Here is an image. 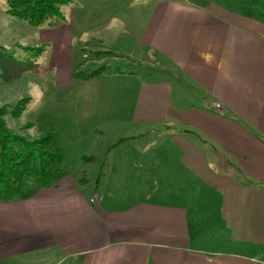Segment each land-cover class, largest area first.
<instances>
[{"label":"crops","instance_id":"obj_1","mask_svg":"<svg viewBox=\"0 0 264 264\" xmlns=\"http://www.w3.org/2000/svg\"><path fill=\"white\" fill-rule=\"evenodd\" d=\"M151 7L128 36L162 77L104 68L108 86L132 78L133 107L99 115L106 143L80 154L70 190L0 201V264H264V19L215 2ZM88 34L68 37L72 61L114 57L119 34ZM97 157L112 160L111 188L91 195Z\"/></svg>","mask_w":264,"mask_h":264},{"label":"rangeland","instance_id":"obj_2","mask_svg":"<svg viewBox=\"0 0 264 264\" xmlns=\"http://www.w3.org/2000/svg\"><path fill=\"white\" fill-rule=\"evenodd\" d=\"M65 1L70 2L60 6L63 18L51 20L53 25L46 22L40 27H32L8 14V3L0 0V108H8L4 119L16 134L30 140L47 133L59 136V145L66 155L63 165L66 176L52 184L54 190L63 187L70 190L71 180H79L88 164L79 160L80 154L100 142L106 143L95 129L102 123L99 115L121 112L127 116L133 107L130 99L132 78H121L115 81L114 86H108L100 75L91 80L83 77L101 68L135 73L143 78L162 77L161 65L153 69L142 65V61L150 60L148 51H136L128 35L141 29L152 4L164 0ZM186 1L197 4L215 2L243 15L264 19L260 16L264 14V0ZM107 30H110V35L119 34L109 41L115 49L113 58L90 52L88 57L77 52L73 61L69 58L71 40L68 41V37L78 39L87 32L94 36ZM95 57L102 64L90 65ZM105 57L107 60H102ZM76 72L81 76L77 74L75 77ZM180 96L181 91L177 89L174 100L177 102ZM186 97L190 99L189 92ZM26 98L29 101L25 108L18 117H14L13 109ZM190 101L195 104V100ZM111 162L104 165V161L97 157L92 163L88 173L96 174V178L92 179L88 193L95 195V188L100 187L97 192L101 195L111 188V185L100 181L107 169L106 164ZM32 187L36 185L31 181L25 185L26 189ZM121 187L131 189L130 180L126 179Z\"/></svg>","mask_w":264,"mask_h":264},{"label":"trees","instance_id":"obj_3","mask_svg":"<svg viewBox=\"0 0 264 264\" xmlns=\"http://www.w3.org/2000/svg\"><path fill=\"white\" fill-rule=\"evenodd\" d=\"M8 14L28 22L32 27H40L46 22L63 18L60 6L70 1L65 0H5ZM264 16V14H260ZM52 23V22H50ZM104 68L94 71L84 79L101 75ZM81 76V75H80ZM29 99H23L12 113L18 117ZM8 108H0V201L11 202L29 198L40 188L52 184L66 176L63 165L66 155L59 145V136L47 133L30 140L16 134L6 124L4 117ZM31 181L36 187L26 189Z\"/></svg>","mask_w":264,"mask_h":264},{"label":"built area","instance_id":"obj_4","mask_svg":"<svg viewBox=\"0 0 264 264\" xmlns=\"http://www.w3.org/2000/svg\"><path fill=\"white\" fill-rule=\"evenodd\" d=\"M220 106L218 105V108H219Z\"/></svg>","mask_w":264,"mask_h":264}]
</instances>
